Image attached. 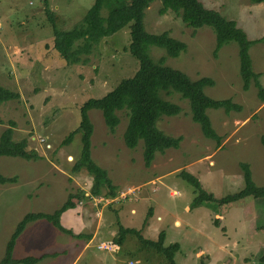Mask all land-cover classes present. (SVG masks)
<instances>
[{"label": "rangeland", "instance_id": "rangeland-1", "mask_svg": "<svg viewBox=\"0 0 264 264\" xmlns=\"http://www.w3.org/2000/svg\"><path fill=\"white\" fill-rule=\"evenodd\" d=\"M46 1L45 6L42 0H0V85L20 96L18 100L0 103V133L13 123V140L26 139L27 149L42 157V162L0 157V174L17 177L15 184L0 185V259L10 234L23 216L42 211L40 189L48 186L55 193V209L61 204L58 195L61 194L63 200L78 189L89 190L91 176L87 171L71 172L81 149L80 133L73 136L69 145L62 146L61 142L77 128L79 107L86 100L102 97L121 79L131 77L138 67L128 52V26L103 38L88 55H82L84 62L68 65L52 48V28L45 10L56 15L57 29L66 31L81 22L94 0ZM200 2L205 8L217 10L226 19L235 21L249 40H261L250 47L249 56L252 70L259 74L258 80L264 88V2ZM159 7L160 1L154 0L145 11V30L149 33L169 31L186 49L178 57L169 58L164 50L151 47L150 56L154 60L164 57V65L181 71L191 80L211 78L214 85L204 88V94L214 100L230 98L241 106V111H206L212 128L222 137L220 146H216L214 141L203 137L199 126L191 121L188 102L177 94L171 95L167 100L179 105L181 113L161 117L156 126L166 135L181 136L182 141L177 149L156 153L150 167L146 168L142 160L143 143L139 141L133 149L123 143L124 113H118L120 122L111 134L100 111L90 110L91 158L107 172L120 193L128 194L108 205H98L100 216L94 213L93 220L94 226L99 222L95 240L78 258L81 248L73 238L44 220L32 223L19 235L13 258L56 253L37 264H127L128 261L167 264L152 248L141 246L134 235H127L116 251L97 250L98 243L113 241L118 229L117 219L123 227L140 229L146 240H162L164 246L178 242L182 250L174 254L175 264H264V198L246 197L222 206L212 203L191 207L194 188L179 175L181 171L192 174L205 192L222 198L242 188L238 164L248 163L254 184L264 185V147L259 141L264 135V103L257 98L253 86L247 91L241 88L235 43L223 46L214 57L215 38L211 28L203 26L193 31L173 12L160 15ZM101 14L106 15V11ZM48 163L59 168L58 175L51 180L35 177V182H29V176L34 177L38 171L36 166L39 164L41 170L48 168ZM141 191L142 197L150 193L158 195L159 205L140 199ZM87 203L80 202L78 206ZM223 215H227L226 225L222 222L221 226L227 232L230 222L236 223L235 219L245 227L241 235L232 234L238 241L234 242L231 237L229 246L224 248L220 238L228 234L220 223H215L216 217ZM174 220L180 222L179 225H175ZM256 227L262 229L256 237H250L254 241L248 243L245 238L256 235ZM198 251L204 253L196 255Z\"/></svg>", "mask_w": 264, "mask_h": 264}, {"label": "trees", "instance_id": "trees-1", "mask_svg": "<svg viewBox=\"0 0 264 264\" xmlns=\"http://www.w3.org/2000/svg\"><path fill=\"white\" fill-rule=\"evenodd\" d=\"M154 0H94L92 6L85 13L80 23L70 30L57 29L56 15L45 10V16L51 25L53 35V50L68 65L84 62L82 55H88L93 47L103 38L110 37L124 27H129L128 52L136 60L138 67L131 77L121 79L114 88L100 98L86 100L79 107V123L75 130L71 131L61 142L62 146L69 145L73 136L80 133L81 149L79 157L74 162L71 172L78 173L85 169L91 176V186L88 194L83 190H76L67 196L66 201L52 214L28 213L17 223L4 248L0 264H37L46 257H54L56 253L41 254L37 257L13 258V248L19 235L25 226L37 220L50 223L59 232L73 239H85L86 235L73 234L60 224V216L69 209H74L81 203L90 202V198L103 197L109 200L116 198L119 191L112 184L107 172L100 168L91 158L90 146L93 126L89 120L90 110L100 111L104 125L109 133L113 134L120 122L118 113H124L126 126L122 134L124 145L133 149L138 142L143 143L142 160L144 167H150L155 154L163 153L168 149L179 148L181 136H169L158 129V120L165 117H174L181 113V108L174 102L167 100L173 94H177L181 100H186L189 105L190 119L197 124L206 139L212 140L216 146H220L222 137L212 128L206 111L209 109H221L225 113L240 112L241 106L229 99L214 100L206 96L203 89L212 87L214 81L208 77L191 80L179 70L164 65V57L154 60L150 56L151 47L164 50L165 56L176 58L185 51L186 45L171 37L169 31L149 33L145 30L143 19L145 11ZM160 15L167 12L176 14L181 22L188 28L199 29L203 26L212 29L215 45L212 52L217 57L219 50L229 44L235 43L238 56V73L241 79L243 91L253 86L257 91V98L264 103V88L259 82V74L252 70L249 56L250 47L260 42V39L249 40L246 34L233 20H228L218 11L207 9L200 0H159ZM252 4H261L264 0H249ZM46 6L47 1L42 0ZM105 10L106 15L101 12ZM19 94L12 92L0 85V103L18 100ZM14 124L0 133V157L20 158L26 161H36L42 157L35 151L27 149V140H13ZM259 141L264 147V135ZM242 188L234 194L222 198H215L201 187L199 180L190 173L181 171L180 177L194 188V198L191 207L218 204L219 206L236 202L240 199L251 197L253 199L264 198V185L256 186L252 180V174L248 163H239ZM17 177H4L0 174V185L14 184ZM217 220H215V223ZM117 234L113 242L122 246L127 235H134L141 246L152 248L162 255L167 264H175L174 254L179 250L178 243L168 246L162 244V240L150 241L142 237L139 230L123 227L116 219ZM160 239H163L161 235Z\"/></svg>", "mask_w": 264, "mask_h": 264}, {"label": "crops", "instance_id": "crops-1", "mask_svg": "<svg viewBox=\"0 0 264 264\" xmlns=\"http://www.w3.org/2000/svg\"><path fill=\"white\" fill-rule=\"evenodd\" d=\"M217 11V10H216ZM26 161V160H25ZM37 161H41L42 162V159H40V160H36V161H30V162H37ZM48 165V168H45V169H41V170H39V164H38V166H36L37 167V172L35 173V175H34V177H32V176H29V178H30V180H29V182H35L34 181V178L36 177V178H39V180H43V178H44V180H51L52 178H54L56 175H58L57 173H58V171H59V168H57V166L56 165H53L52 163H48L47 164ZM39 172H41V173H39ZM68 177H70V176H68ZM38 180V181H39ZM90 181V180H89ZM147 183H149V182H147ZM15 184V183H14ZM4 185H6V184H4ZM10 185H12V184H10ZM142 185H144V184H142ZM50 186V185H49ZM91 186V185H90ZM90 186H89V189H90ZM129 186H127V188H128ZM82 189V188H81ZM87 191V190H86ZM86 191H84L85 193H86V195L88 194V192H89V190L86 192ZM119 192L121 191V190H118ZM40 192H43L42 193V197L43 198H41L40 200H43L42 202H41V208L40 209H42V211H39V212H37V213H42L43 212V214H52L55 210H57L65 201H66V199H67V197L66 198H64L63 200L61 199V194L60 195H58V197H59V203H61L58 207H57V209H55L54 207L56 206V203H55V193H53V191H51L49 188H48V186H44L42 189H40L39 191H38V193H40ZM38 195V194H37ZM37 195H35V197L37 196ZM69 195V194H68ZM67 195V196H68ZM142 195H143V191H141L140 192V194H138V196H140V199H142L143 198V200L145 201H150V202H152L153 204H156V205H159V203H160V201H159V199H158V195L157 196H155L153 193H150V195L148 194V196H145V197H142ZM142 197V198H141ZM139 198V197H138ZM39 203V202H38ZM37 203V204H38ZM88 205H83V206H77V207H75L74 209H69V210H67V211H65L64 213H62L61 214V216H60V224L62 225V227H64L65 229H67V230H69V231H71L73 234H75V235H77V234H81V235H86L87 236V238H85V239H72L74 242H76V245L78 246V247H80L81 248V250H79L80 252H79V254H77V258L79 257V255L81 256L83 253H84V251L93 243V241L95 240V236H96V233H97V231H98V229H99V222L97 221V223L95 224V226L93 225V220H94V213H95V216H97V217H99L100 215V211L101 210H96L95 208L94 209H92L93 207V205L89 202V203H87ZM92 205V206H91ZM38 207H40V206H38ZM100 207V206H99ZM106 208V207H105ZM50 209H53V210H50ZM108 209H110V208H108ZM187 209V208H186ZM106 210H107V208H106ZM110 210H115L114 208H111ZM51 211H53V212H51ZM99 211V212H98ZM105 210H103V212H104ZM98 212V213H97ZM102 212V213H103ZM131 212H134V210L133 209H131ZM28 214V213H27ZM26 215V214H25ZM24 215V216H25ZM225 216H227V215H223V216H219V219H217V217H216V219L215 220H217V223L219 224V226H221V223L223 222L224 224H225V221H226V218H225ZM157 219H159L158 217H157ZM37 221H42V220H37ZM37 221H34V222H37ZM175 221V220H174ZM234 221H236V223H232V222H230V226L231 227H229V230H228V232H227V230L225 229V227H222V229H225V232H226V235L228 234V236L226 237V236H223V237H221L220 239H222V241H220V242H222V245H223V248L224 247H227V246H229V244H228V241H229V239H231V237L233 238V241L234 242H236V240L234 239L236 236H237V234L239 233L240 235H241V233H243V232H245V227H241L242 225L240 224V223H238L237 222V219H235ZM34 222H30V223H28L26 226H25V229L23 230V232L26 230V229H28L29 228V226L32 224V223H34ZM175 225H179V223L180 222H173ZM226 225V224H225ZM91 227H94V230L92 231L91 230ZM125 228H129V227H125ZM231 228H232V231H231ZM133 229V228H132ZM219 227H216V230H218L219 231ZM259 229H262V227H256L254 230L256 231V235H250L249 237L248 236H246V238H245V240H248V243H251V242H253L254 240H252L251 238L253 237H256L257 236V234L258 233H260V231H259ZM136 230V229H135ZM139 231H140V229H138ZM236 235V236H233V235ZM64 235H66V234H64ZM112 236H114V233L113 234H111V238H112ZM261 236V234H259V236L258 237H260ZM70 237V236H69ZM251 237V238H250ZM71 238V237H70ZM238 241V240H237ZM174 243H178V242H174ZM179 244V243H178ZM237 245L239 244V243H236ZM179 251L180 250H182V246L179 244ZM230 252V254H231V251H229ZM178 253V252H177ZM176 253V254H177ZM202 254V253H204L203 251H198L197 253H196V255H199V254ZM197 257V256H196ZM232 259V256L230 257V260ZM129 262V261H128ZM128 262H127V264H128ZM135 263V262H134ZM230 263V262H229ZM228 263V264H229Z\"/></svg>", "mask_w": 264, "mask_h": 264}, {"label": "built area", "instance_id": "built-area-1", "mask_svg": "<svg viewBox=\"0 0 264 264\" xmlns=\"http://www.w3.org/2000/svg\"><path fill=\"white\" fill-rule=\"evenodd\" d=\"M39 141L42 142L43 140H39ZM125 194H128V192L127 193H119V195L112 200H109V199L103 198V197H98V198L91 197L90 203L93 205V207L95 209H98V205H101V204L108 205V204H110V203H112L118 199H124L126 197ZM118 247L119 246L114 244L113 241L100 242L96 245V249L99 251H110L112 249H114V251H116V250H118ZM128 264H133V262L129 261Z\"/></svg>", "mask_w": 264, "mask_h": 264}]
</instances>
